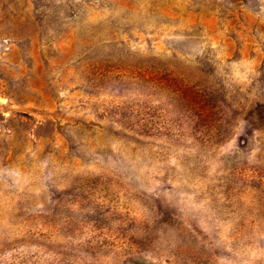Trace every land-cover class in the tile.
I'll return each mask as SVG.
<instances>
[{"label":"rangeland","instance_id":"obj_1","mask_svg":"<svg viewBox=\"0 0 264 264\" xmlns=\"http://www.w3.org/2000/svg\"><path fill=\"white\" fill-rule=\"evenodd\" d=\"M0 264H264V0H0Z\"/></svg>","mask_w":264,"mask_h":264}]
</instances>
